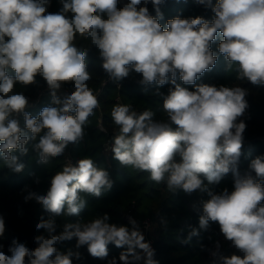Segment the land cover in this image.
I'll use <instances>...</instances> for the list:
<instances>
[{
    "label": "clouds",
    "instance_id": "obj_1",
    "mask_svg": "<svg viewBox=\"0 0 264 264\" xmlns=\"http://www.w3.org/2000/svg\"><path fill=\"white\" fill-rule=\"evenodd\" d=\"M164 2L60 0L61 9L52 13L51 0H0V160L20 173L25 165L14 153L26 155L30 141L38 163L48 164L84 138L89 117L100 107L88 84L92 79L88 48L75 43L78 37L88 40L118 87L133 73L139 74V84L157 85L154 94L163 99L166 119H156L150 109L137 112L129 104L112 107L118 129L109 146L113 158L122 167L147 173L169 193H207L199 227L190 226L183 243L215 222L240 253L221 256L222 264H264V155L252 159L245 173L238 168L249 90L239 85H196L215 67L217 52L228 70L235 66L239 81L264 85V0H217L214 5L212 0H196L211 8V20L177 16L167 20L166 27L159 22ZM149 3L156 16L149 13ZM37 76L46 82L51 103L34 116L27 111L29 98L15 89L18 83H35ZM178 78L184 85H195L194 90L181 86ZM66 83L73 90L58 96ZM165 84L173 86L166 95L159 91ZM229 173L232 191L217 193L209 187ZM112 186L109 171L87 157L75 165L65 163L51 177L46 194L26 186L25 202L35 200L48 213L35 226L43 233L34 237V249L14 239L8 254L0 250V264H74L83 259L79 249L85 246L90 256L104 260L110 244L123 249L120 264H159L132 217L128 225L109 223L107 213L88 221L57 222L58 217H78L86 207L85 196L100 197ZM4 232L0 215V237ZM73 239L76 250L61 251L59 245ZM107 264H117V259Z\"/></svg>",
    "mask_w": 264,
    "mask_h": 264
},
{
    "label": "trees",
    "instance_id": "obj_2",
    "mask_svg": "<svg viewBox=\"0 0 264 264\" xmlns=\"http://www.w3.org/2000/svg\"><path fill=\"white\" fill-rule=\"evenodd\" d=\"M216 2L217 0H212L213 5ZM61 7L60 0H51L48 11L55 13ZM160 11L163 19L159 22L165 27L167 20L177 16L181 18L202 16L206 20H211L214 15L211 8L196 3V0H165L160 5ZM152 16H156V12ZM75 43L78 48H88L87 68L92 75L88 84L98 95L100 107L95 110L93 116L89 117L90 123L85 127L84 138L78 143L69 144L62 156L52 158L48 164L38 163L36 153L31 148L33 143L31 141L27 145L29 151L26 155L14 153L25 165L20 173L12 172L0 160V215L5 220V232L0 237V245L3 247L0 250L8 254V248L14 239L26 244L30 249L36 247L34 237L42 234L43 230L38 232L35 226L42 216L47 218L48 213L35 200L25 202L24 197L27 195L25 187L27 186L29 191L46 194L51 177L64 166L65 155L69 153L71 157L91 158L97 167L108 170L113 186L110 190L104 191L100 197L85 196L86 207L80 215L58 217L57 222L60 225L78 219L88 221L105 213L110 217L109 223L128 225L124 220V214L132 207V214L138 222L148 219L154 225L152 248L155 250L154 258L159 264H212L209 257L211 246L221 238L222 247L228 256L239 255L240 253L224 238L218 223L215 222H209L208 228L200 230L199 235L192 237L190 242H182L188 237L190 226L199 227L201 202L209 198L207 193L196 191L187 194L182 190L175 194L169 193L164 184L150 181L147 173L122 167L113 158L112 152L105 150L106 144L111 143L112 136L118 131L111 118L114 105L129 104L137 112L150 109L155 113L156 119H166V114L162 111L163 99L154 94L157 85L145 87L139 84L141 78L139 74L133 73L121 81L118 87L104 72L98 50L90 46V41L78 37ZM218 43L219 37L212 45L213 51H216ZM217 55L219 59L215 67L205 72L196 81V85L229 87L239 85L249 90L246 97L249 108L242 118L247 127L238 165L240 173L243 174L249 170L252 159L264 155V85L256 86L248 81H239L235 66L232 70H228L224 57L218 52ZM177 82L189 90L195 88V85H184L179 78ZM170 87L173 86L165 84L159 88V91L166 95ZM15 90L22 91L29 98L30 106L27 111L34 116L51 103L50 90L40 76H37L35 83L31 85L18 83ZM62 90L71 92L73 85L66 83ZM63 94L62 91L58 92V96L62 97ZM20 120L23 126L22 116ZM209 187L217 193L225 188L232 191L234 188L232 173L225 175L218 184ZM75 243L73 239L63 242L59 247L64 252L68 249L75 251ZM122 250L110 244L108 258L101 260L90 256L85 246L79 249L83 259L74 261V264H107L112 258H116L117 264H120L119 255Z\"/></svg>",
    "mask_w": 264,
    "mask_h": 264
},
{
    "label": "built area",
    "instance_id": "obj_3",
    "mask_svg": "<svg viewBox=\"0 0 264 264\" xmlns=\"http://www.w3.org/2000/svg\"><path fill=\"white\" fill-rule=\"evenodd\" d=\"M48 90H49V88H48ZM60 91H62L64 93H71L68 90H62L61 89ZM110 144L111 143L106 144L105 150H110V147H109ZM78 160H80L79 157H71L69 155V153H66V155H65V163L70 161L73 165H75ZM128 217H132L135 219L134 215L132 214V207L124 214V220L126 222H128ZM138 223H139L140 228H141V230L145 236V240L147 242H149L151 244V247H152L153 246L152 232H153V228H154L153 223L148 219L143 220L142 222H138ZM222 243H223V239L221 238V239L215 241L211 246V249L209 252V257L211 258L212 264H222L220 257L221 256H228L226 254V251H224V249L222 247Z\"/></svg>",
    "mask_w": 264,
    "mask_h": 264
},
{
    "label": "water",
    "instance_id": "obj_4",
    "mask_svg": "<svg viewBox=\"0 0 264 264\" xmlns=\"http://www.w3.org/2000/svg\"><path fill=\"white\" fill-rule=\"evenodd\" d=\"M148 9H149V13L151 15H153L156 11H155V8L153 7V5L151 3L148 4Z\"/></svg>",
    "mask_w": 264,
    "mask_h": 264
},
{
    "label": "rangeland",
    "instance_id": "obj_5",
    "mask_svg": "<svg viewBox=\"0 0 264 264\" xmlns=\"http://www.w3.org/2000/svg\"><path fill=\"white\" fill-rule=\"evenodd\" d=\"M231 246V245H230Z\"/></svg>",
    "mask_w": 264,
    "mask_h": 264
}]
</instances>
